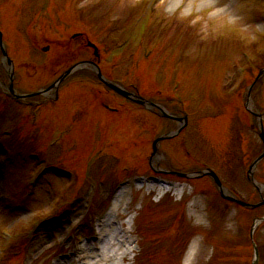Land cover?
Masks as SVG:
<instances>
[{
    "label": "rangeland",
    "instance_id": "1",
    "mask_svg": "<svg viewBox=\"0 0 264 264\" xmlns=\"http://www.w3.org/2000/svg\"><path fill=\"white\" fill-rule=\"evenodd\" d=\"M170 1L154 0L149 4L146 0L1 2L0 28L19 76L16 82L19 92H36L50 86L66 70L63 65L65 58L74 56L76 52H73L79 51L80 45L90 40L101 50V68L106 75L116 81L127 78V83L140 84L143 88L147 84L144 91L140 88L144 96L152 102L164 104L171 113H180L178 106L185 100L191 115L188 129L178 139L162 143V155L151 163L154 138L174 131L179 124L129 104L100 87L92 72L85 70L82 80L75 77L62 84L58 103L49 102L41 110L39 120H43V124L39 122L40 128L30 126V118H25V131L22 130L21 136L30 137L33 144L22 139L20 145L24 147L23 151L43 153L55 149L50 153L52 162L71 168L76 174L72 185L73 180H67L58 171H54L58 174L56 176L49 173L37 185L33 197L27 193L29 184L36 177L39 161L31 159L25 162L21 154L15 159L14 147L0 132V148H9L8 156L0 155V161H8L10 166L8 174L0 173V200L11 194L23 205L21 213L8 215L0 210V230L6 229L4 232L11 235L6 238L8 244L24 236H36L37 239L30 242V253L27 252L25 259L13 260L15 264H50L57 255L70 250L60 247L63 242L67 247L73 246L70 253L74 252L84 207L91 203L92 208L97 207L98 198H102L103 202L101 211L97 209V212L102 213L107 207L111 209L116 201L113 199L120 198L119 219L126 220L128 224L131 217L137 219L138 228L133 232L141 241L142 252L135 263H129L127 259L124 264H205L212 255L217 256L214 264L251 263L254 255L251 242L246 246L239 240V235L242 229L252 226L256 218L264 216V208L254 213L247 212L244 217L233 211L232 217V208L218 202L209 181H194L192 191L186 186L180 188L181 184H178L163 198L162 205H157L156 201L162 194L160 189L152 185L139 188L135 178L152 174L157 164L162 169L185 173L199 171L202 165H209L243 200L255 203L259 195L264 196V161L255 169V178L261 184L259 190L247 181L248 165L262 150L256 134L258 119L254 113L259 111L262 114L264 125V77L251 92L248 106L251 110L245 108L247 89L232 100H225L223 95L233 77L234 64L240 60L241 50L253 40L257 27H262L259 25L262 21L248 13L256 11L257 15H263L264 5L255 0H216L204 5L209 6L207 9L200 4L197 14L188 16L185 9L179 12L170 8ZM205 1L201 0V3ZM44 3L46 9L33 16L36 15L33 14L35 8ZM148 5L151 7L149 13L153 10L154 17L147 15L153 18V22L151 24L148 19L145 23L146 16L144 23L137 27L136 20L146 15L144 9ZM76 7L83 9L84 16L75 27L69 28L64 17L71 15L75 18ZM127 23L135 26L130 28ZM235 27L239 29L238 33L232 31ZM145 30H150L146 36ZM77 33L86 37L69 42L66 48L64 39ZM44 37L53 42L48 53L40 50L47 44L39 41ZM140 42L156 50L149 67L134 65H144ZM37 43L40 45L38 49ZM122 44L125 48L121 47ZM113 48L114 54L111 53ZM261 54H264V45L257 52V65L251 69L253 76L247 81L248 87L258 74V65L264 64ZM92 56L89 49L78 52V57L83 59ZM145 67L157 76L143 73ZM2 74L0 65V76ZM158 78L167 84L179 80L182 87L178 94H174L176 101L168 96L173 84L163 87V82L157 84ZM153 81L156 86L151 87ZM106 107L112 110L109 112ZM12 110L4 112L0 120L2 130L9 129L17 114H24L25 111ZM52 116L56 121L48 126L47 119ZM205 127L209 135L205 142L209 146L203 145L199 149L197 139L204 141L202 132ZM62 138H68L65 153L56 148V143ZM217 146H220L219 151ZM166 178L185 185L187 182L174 177ZM120 179H128L129 182L124 185ZM66 181L71 184L67 204L74 201L71 214L59 216L55 223H48L57 208L59 193L69 185ZM117 182L122 193L115 189ZM39 223H43L44 227L33 232ZM88 234L90 231L82 233V236ZM200 234H206L209 243L205 244ZM218 237L224 244L217 241ZM255 237L264 256V225L257 226ZM193 249L195 256L189 260Z\"/></svg>",
    "mask_w": 264,
    "mask_h": 264
},
{
    "label": "bare ground",
    "instance_id": "2",
    "mask_svg": "<svg viewBox=\"0 0 264 264\" xmlns=\"http://www.w3.org/2000/svg\"><path fill=\"white\" fill-rule=\"evenodd\" d=\"M178 1L179 0H171L169 3V7L174 8V5H176L178 3ZM118 207H119V200L114 205L113 212L110 215V217L107 219L108 221L116 222V223L119 222V220H118L119 215H118V210H117ZM110 255H114V254L111 253V250L108 247H104L103 252H101L99 254V257L101 256L100 260L97 258L98 254H92L91 258L89 260H91V261L94 260L93 261L94 264H104L110 258ZM102 257H104V258H102ZM86 264H92V262H88Z\"/></svg>",
    "mask_w": 264,
    "mask_h": 264
},
{
    "label": "water",
    "instance_id": "3",
    "mask_svg": "<svg viewBox=\"0 0 264 264\" xmlns=\"http://www.w3.org/2000/svg\"><path fill=\"white\" fill-rule=\"evenodd\" d=\"M157 142H158V141H156V143H157ZM156 143H155V144H156ZM260 160H261V158H260ZM258 161H259V160H258ZM258 161H256V162L253 164V167L257 164ZM219 186H220V185H219Z\"/></svg>",
    "mask_w": 264,
    "mask_h": 264
}]
</instances>
